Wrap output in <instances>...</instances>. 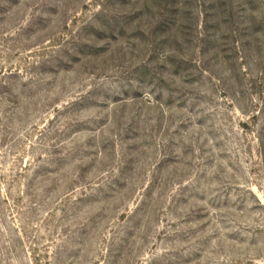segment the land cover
Wrapping results in <instances>:
<instances>
[{"label":"rangeland","instance_id":"rangeland-1","mask_svg":"<svg viewBox=\"0 0 264 264\" xmlns=\"http://www.w3.org/2000/svg\"><path fill=\"white\" fill-rule=\"evenodd\" d=\"M0 264H264V0H0Z\"/></svg>","mask_w":264,"mask_h":264}]
</instances>
